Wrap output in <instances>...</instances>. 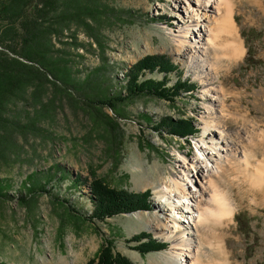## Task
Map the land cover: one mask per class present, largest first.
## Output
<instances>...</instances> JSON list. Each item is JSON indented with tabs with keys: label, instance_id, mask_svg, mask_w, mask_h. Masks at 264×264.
Returning <instances> with one entry per match:
<instances>
[{
	"label": "rangeland",
	"instance_id": "1",
	"mask_svg": "<svg viewBox=\"0 0 264 264\" xmlns=\"http://www.w3.org/2000/svg\"><path fill=\"white\" fill-rule=\"evenodd\" d=\"M103 1L112 10L103 11L97 22L102 46L74 24L68 33L74 32L76 38L68 34L67 41H55V48L60 50L57 53L70 60L78 79L94 72L87 87L89 98L97 93L114 96L119 91L124 96L126 71L148 55L168 58L178 67L179 75L194 86L174 101L145 94L123 102L116 100L114 109L84 99L83 93L72 88L70 97L57 95L47 86L41 95L43 105L19 100L8 106V116L21 124L36 117L38 130H13L14 145L7 150V157L0 158V178H8L11 184L8 198L0 200V264H86L96 258L105 241L131 264H154L161 261L160 254L178 252L155 229V216L163 215L156 203L167 209L157 190L171 188V178L184 179L179 172L182 155L201 157L198 149L206 137L203 129L211 119L206 107L212 100L203 95L207 87L219 90V101L212 104L228 132L238 131L243 139H254L255 144L245 150L253 156L247 172L230 170L215 178L219 192L230 200L232 213L223 224L203 227L202 262L216 264L213 241L218 234L226 254L223 264H264V0H223L219 6L215 0L217 9L207 11L211 17L228 14L235 40L243 49L240 57L229 62L224 45L232 39L214 29L217 55L223 60L217 74L199 66L204 64L199 62L202 56L192 63L187 58L191 53L184 57L175 53V39L184 22L190 23L186 16L197 0ZM244 30L248 37L243 36ZM71 40L80 46L75 47ZM174 74L169 84L174 82ZM162 75L153 72L145 77L161 79ZM221 102L224 112L220 111ZM166 120H185L192 130L186 136L170 134ZM204 141L209 146L208 139ZM56 165L60 169L54 168ZM33 172L39 183L52 174L45 185L48 193L33 195L23 188ZM76 176L79 182L73 181ZM94 179L132 193L149 190L150 209L105 221L88 220ZM188 182L196 189L194 181ZM62 200L68 203H60ZM204 203L203 208L214 204ZM69 204L77 213L70 211ZM142 231L165 247L149 252L135 249L131 239Z\"/></svg>",
	"mask_w": 264,
	"mask_h": 264
},
{
	"label": "trees",
	"instance_id": "2",
	"mask_svg": "<svg viewBox=\"0 0 264 264\" xmlns=\"http://www.w3.org/2000/svg\"><path fill=\"white\" fill-rule=\"evenodd\" d=\"M111 10L103 0H0V158L7 157V150L14 145L13 130H38L36 117H30L27 123L21 124L8 116V106L19 100L43 105L41 95L47 86L57 95L71 97L69 90L72 88L83 93L84 99L89 98L87 87L93 80L90 77L94 72L78 79L70 60L57 53L60 50L55 48V41H67L64 39L68 34L76 38L74 32L68 33L74 24L75 27L82 28L97 45L102 46L97 22L103 11ZM242 34L244 37L249 36V32L245 30ZM74 46L78 47L80 44L75 42ZM153 72L162 73V78L145 77L146 73ZM172 72L175 73V80L169 84ZM193 86V83L179 75L178 67L168 58L163 55H148L126 71L124 96L119 91L114 96L93 94L89 99L100 106L107 105L114 109L116 100L123 102L145 94L174 101V97L181 92H190ZM165 122L170 134L186 136L192 130L185 120ZM153 127L158 129L157 126ZM54 168L60 169L57 165ZM36 175L33 172L27 176L26 182L31 184L26 185L25 182L23 188L33 195L37 192L48 193L45 185L52 179V174L44 176V183L37 182ZM73 181L79 182V177L76 176ZM10 186L8 178H0V200L8 198ZM149 195V190L132 193L122 188L110 187L101 179H94L90 184L92 211L87 216L88 220L105 221L106 218L122 213L149 210ZM55 200L58 201V198ZM24 203L29 204L26 201ZM60 203L67 204L68 201L62 200ZM68 208L77 213L72 204ZM131 240L136 243L135 249L141 252L165 247V243L145 231L136 234ZM115 261L118 264H131L114 251L111 242L105 241L96 258L90 259L86 264H115Z\"/></svg>",
	"mask_w": 264,
	"mask_h": 264
},
{
	"label": "bare ground",
	"instance_id": "3",
	"mask_svg": "<svg viewBox=\"0 0 264 264\" xmlns=\"http://www.w3.org/2000/svg\"><path fill=\"white\" fill-rule=\"evenodd\" d=\"M222 1L216 0V4L219 6ZM214 2L215 0H197L195 8H191L188 15L186 14V20L190 23L187 24L183 21L184 29L176 37L174 47L175 53L180 57L191 53L187 58L190 57L189 61L192 63L193 61L197 62L198 59L200 60L202 56L203 59L199 62L204 64L199 66L205 68L206 71L212 70L214 74H217L220 71L223 60L217 55L215 35L213 34L214 29L217 30L216 32L225 33L227 39H232L226 41L227 43L224 45V47H227L225 52H227L226 56L229 62L234 61L238 56L240 57L243 54V49L240 43L235 40L234 26L228 14L218 15L217 17L207 15V11L211 10V8L217 9L216 6H213ZM195 53L196 56L193 55ZM209 54H212L211 59L208 58ZM197 56L199 57L198 59H196ZM208 60L211 61L208 62ZM205 62L208 65L205 66ZM217 92L219 90L212 87H207L203 90V95L208 100H212L211 104L206 107L207 118L211 119L206 122L203 129V134H206L204 138L208 139L207 143L209 146H205L206 142L202 138L203 145H200L198 149L201 157L196 155L188 158L184 156L185 154L181 156L179 172H181L184 179L182 178L181 181L177 177L171 178L173 185L171 188L164 191L157 190L161 200L166 203L167 209L165 211L164 208L156 203L158 211L163 215L160 217L155 216V229L162 238L173 243V249L179 251L160 254L161 261L154 264H203L204 251L201 243L204 235L202 233L203 227L208 223H211L213 227L217 223L223 224L232 213L230 200L227 194L219 192L218 181L215 178L222 177L224 173L226 174L230 170L234 172L239 170L243 172L242 170H245L247 172L248 167L252 166L253 156L245 150L248 149V145L252 146L255 144L253 143L254 139L245 138V140L238 131L229 133L226 124L216 117L218 110L212 102L219 101L216 96ZM219 106L221 112L226 111L223 102ZM211 127L214 129H211ZM216 135L218 137L215 139ZM238 148L243 150L238 151ZM213 150H216V152ZM188 181H194L196 189H191L193 185H188ZM208 190L211 193L210 195ZM205 195H208L209 202L214 203L211 207H202L203 202H208ZM214 237L216 264H223L222 262L226 257L223 244L218 234Z\"/></svg>",
	"mask_w": 264,
	"mask_h": 264
}]
</instances>
